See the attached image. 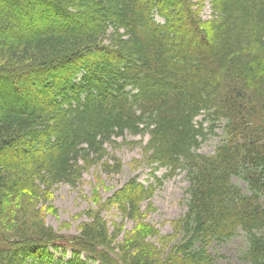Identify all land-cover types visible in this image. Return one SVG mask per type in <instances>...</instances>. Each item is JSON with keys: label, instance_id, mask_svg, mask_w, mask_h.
<instances>
[{"label": "trees", "instance_id": "16d2710c", "mask_svg": "<svg viewBox=\"0 0 264 264\" xmlns=\"http://www.w3.org/2000/svg\"><path fill=\"white\" fill-rule=\"evenodd\" d=\"M210 1L204 22L190 0H0V18L24 31L0 41V217L28 190L76 186L115 139L148 136L151 162L188 181L181 255L169 263L216 264L211 244L241 236L243 260L264 264V0ZM203 114L240 135L213 158L199 153ZM153 193L132 183L118 196L124 214ZM88 232L67 242L64 264H113L101 232ZM14 236L0 226V264L61 253L58 235ZM143 248L131 264L164 263Z\"/></svg>", "mask_w": 264, "mask_h": 264}, {"label": "rangeland", "instance_id": "374dc122", "mask_svg": "<svg viewBox=\"0 0 264 264\" xmlns=\"http://www.w3.org/2000/svg\"><path fill=\"white\" fill-rule=\"evenodd\" d=\"M190 4L202 21L215 18L210 0H203L201 4L200 1L190 0ZM156 18L163 22L159 16ZM0 27V41L11 42L13 36L24 34V31L14 29L2 18ZM175 27L179 30L181 28ZM23 82L27 86L33 84L29 75L23 77ZM197 123L198 126L203 124L207 135L201 142L199 153L210 158L216 156L225 135L231 139L236 133L227 118L203 114ZM237 136H240L238 132L234 140H237ZM148 140V136L126 134L106 146L102 161L85 166L83 178L76 186L58 184L48 191L42 188L28 190L14 198L12 204L3 207L4 215L0 217V226L6 238L13 239L16 237L14 235L27 234L58 235L60 240L57 243L61 245V253L48 249L56 256L48 258V264H64L72 260L73 249L67 242L84 239V234L90 235L88 230L92 228L95 236L100 232L103 235L104 244L99 249L113 264H131L132 256L143 254V246L146 245L151 247L150 251L158 255L163 264H170V259L180 258L181 254L175 249H178L184 236L188 181L183 172L167 177L169 172L166 168L151 162ZM233 182L243 193H247L244 182L236 177ZM132 183L146 188L153 187L154 193L151 198L142 200L138 211L130 217L124 214L118 196L124 192L129 193ZM8 206L10 209H7ZM95 236H92L93 239ZM84 245L89 249V243ZM64 251L65 256L62 255ZM244 251L245 242L241 236L227 242H213L209 247V253L216 259V264H250L242 258ZM81 261L95 264L85 255ZM14 262L26 264L20 258L14 259Z\"/></svg>", "mask_w": 264, "mask_h": 264}]
</instances>
